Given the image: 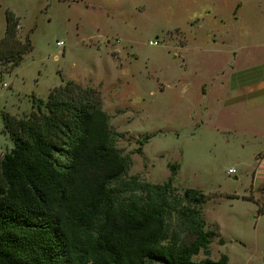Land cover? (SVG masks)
Masks as SVG:
<instances>
[{
	"label": "rangeland",
	"instance_id": "obj_1",
	"mask_svg": "<svg viewBox=\"0 0 264 264\" xmlns=\"http://www.w3.org/2000/svg\"><path fill=\"white\" fill-rule=\"evenodd\" d=\"M259 1L0 0V155L14 147L3 113L28 117L69 82L92 88L110 116L115 145L130 158L127 177L162 184L177 165L174 194L193 188L210 196L201 207L207 229L217 232L210 258L264 264V184L251 189L249 162L233 146L245 115L231 118L213 104L208 86L215 10L254 42L264 31ZM9 15L18 23L11 33ZM26 46L20 65L8 62Z\"/></svg>",
	"mask_w": 264,
	"mask_h": 264
},
{
	"label": "trees",
	"instance_id": "obj_2",
	"mask_svg": "<svg viewBox=\"0 0 264 264\" xmlns=\"http://www.w3.org/2000/svg\"><path fill=\"white\" fill-rule=\"evenodd\" d=\"M3 119L14 147L0 155V264H229L210 258L217 232L201 209L210 196L174 194L177 165L162 184L127 177L130 158L94 89L69 82L28 117Z\"/></svg>",
	"mask_w": 264,
	"mask_h": 264
},
{
	"label": "crops",
	"instance_id": "obj_3",
	"mask_svg": "<svg viewBox=\"0 0 264 264\" xmlns=\"http://www.w3.org/2000/svg\"><path fill=\"white\" fill-rule=\"evenodd\" d=\"M257 3L262 5L264 14V0ZM242 4L236 7L237 11ZM257 11L259 9L255 13ZM214 14L215 21L210 28L209 56L212 65L209 85H203L207 84L210 88L211 102L226 109L231 118H236L238 114L239 117L245 115L243 125L247 123V126L243 128L239 142L233 146L249 162L247 166L253 172L250 185L254 190L264 184V31L254 42H250L248 31L244 40V35H239V29L226 25L225 14L219 10H215ZM233 15L238 22L239 14L234 11ZM218 20L225 25L220 24L222 27H219ZM246 56L251 60L247 61ZM237 135H234V139ZM262 217L258 216V219Z\"/></svg>",
	"mask_w": 264,
	"mask_h": 264
},
{
	"label": "built area",
	"instance_id": "obj_4",
	"mask_svg": "<svg viewBox=\"0 0 264 264\" xmlns=\"http://www.w3.org/2000/svg\"><path fill=\"white\" fill-rule=\"evenodd\" d=\"M153 45H157L158 44V42H151ZM63 44V42H61V43H59V45H62ZM231 172H236V170H234V169H231L230 170Z\"/></svg>",
	"mask_w": 264,
	"mask_h": 264
}]
</instances>
